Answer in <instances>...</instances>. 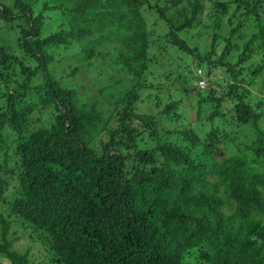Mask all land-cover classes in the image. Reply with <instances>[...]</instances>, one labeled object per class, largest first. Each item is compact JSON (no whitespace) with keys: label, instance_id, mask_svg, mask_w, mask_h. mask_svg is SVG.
<instances>
[{"label":"trees","instance_id":"16d2710c","mask_svg":"<svg viewBox=\"0 0 264 264\" xmlns=\"http://www.w3.org/2000/svg\"><path fill=\"white\" fill-rule=\"evenodd\" d=\"M213 3L217 31L202 51L182 31L203 0H0V28L18 30L16 48L0 37V204L16 187L0 213V264L29 262L13 221L46 251L43 264H264V102L253 94L264 85V0ZM154 45L177 52L206 132L159 118L180 101L139 112ZM82 66L116 72L101 88L107 110L71 86ZM216 68L222 93L198 84Z\"/></svg>","mask_w":264,"mask_h":264},{"label":"rangeland","instance_id":"374dc122","mask_svg":"<svg viewBox=\"0 0 264 264\" xmlns=\"http://www.w3.org/2000/svg\"><path fill=\"white\" fill-rule=\"evenodd\" d=\"M203 3L205 6L204 11L201 14L200 21L189 30L182 31V37L185 38L193 46H198L202 51H206V49L211 44L212 37L214 36L215 31H217L215 24L216 20L218 19L217 13H215L216 6L214 5L213 0H203ZM235 6V3L231 5L232 12ZM229 19L230 15H227L220 19V21H223L224 24V26L222 25V27H225V24L228 23ZM155 21H157L156 15H149L148 24L151 29L156 28L155 34L157 35L156 37H158L159 33H161V30L159 29V27H161L159 26L161 25V23L159 22V24L155 26ZM17 31L18 30L16 28L10 26L8 27L7 25H5L0 28V37H3L5 39V44H9L10 47L16 48L18 45L16 41ZM223 46H225L224 41L220 42L217 47L218 54H220ZM18 51L20 52L19 49ZM162 52L163 51L159 49L157 45H154L151 54L152 59L149 63L152 74L148 75L147 79H143L142 81L144 82L146 87L142 91V96L137 103L139 112H148L152 114L158 113L160 109H163V107L167 103H170L172 101H180L176 112L173 113L174 115H171L169 113L168 115H161L159 118H163L165 120L166 117H168V119H166L165 121V125L170 128H175L176 125H178V127H183L184 125L191 124L201 129V133L206 132L207 130H209L210 124L207 122L205 124H200V122L197 121L198 105L192 102L188 93L185 91V82L183 83L184 80L180 75V71L182 70L183 66L179 68V64L174 59V57L178 56L177 52L175 50H171V53ZM58 53L61 54L60 58H63L62 56L64 50L61 49V51H59ZM70 59L71 60L69 62L72 66H69L68 63L66 64L67 73L71 72V69L76 62L72 58ZM194 61L195 60L193 58H188V63L190 62L189 64H192ZM205 69L206 68L203 67L204 72ZM82 71L87 74L83 75L82 77L78 76V78L74 79V82L71 86L77 89V91L79 92L78 96L83 103L88 104L94 102L97 99H100L99 107L107 110L108 107L106 105H108V102L106 101L104 92L103 90L101 91V88H103L105 84H109L112 81L118 79V77L116 76V72L113 70V68H110V66H107L104 72L103 70L94 72L90 68H87V66H82ZM55 74L59 78L62 77V73L59 67H55ZM190 76H188L187 79H190ZM226 78L227 76L223 68H216L213 70L212 75L208 76L205 81L206 85H208L207 87H211L212 83L216 84V89H218L219 93H222V86H226ZM67 80L68 79H65L63 77V83H65ZM123 80V83L120 84L123 86L125 85L124 87L129 84L131 85L130 77L126 76L123 78ZM261 81L262 79L260 80V82ZM187 85L191 86V83H189L188 81ZM195 94L196 92H192L190 95L193 96ZM253 94L255 96V102H264V85L262 87L258 86L254 88ZM157 102L161 103L160 108L156 107L155 104ZM225 105L228 108L230 107L226 103ZM227 117L231 118V113H229ZM37 126H39V124H37ZM242 128L243 129L239 128L240 141L250 142L253 135V128L252 130L251 127L248 128L242 126ZM231 129H234L233 125H229L228 130ZM15 188L16 187L13 186L11 187V189L7 193L5 201L0 204V213L3 212L5 216H8L10 212L9 201L13 200V191L15 190ZM1 227L2 226L0 224V229ZM15 231H18L16 236H19V238L15 240L14 247L22 254L28 252V264H43L48 255L42 248V246L39 243L35 242L32 238H30L27 233L24 232L23 228L20 227V225L15 221H13L11 230L9 231L10 236L13 237V233H15ZM0 261H2V259H0Z\"/></svg>","mask_w":264,"mask_h":264},{"label":"built area","instance_id":"2783aa9c","mask_svg":"<svg viewBox=\"0 0 264 264\" xmlns=\"http://www.w3.org/2000/svg\"><path fill=\"white\" fill-rule=\"evenodd\" d=\"M199 72H200V71H199ZM198 84H199L200 87H205V86H206V81H205V79H201V80H199V81H198Z\"/></svg>","mask_w":264,"mask_h":264}]
</instances>
